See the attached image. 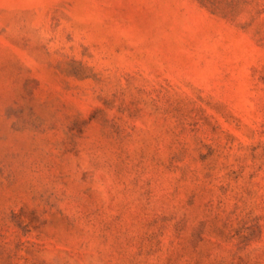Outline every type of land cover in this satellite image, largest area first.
Listing matches in <instances>:
<instances>
[{
	"label": "rangeland",
	"instance_id": "1",
	"mask_svg": "<svg viewBox=\"0 0 264 264\" xmlns=\"http://www.w3.org/2000/svg\"><path fill=\"white\" fill-rule=\"evenodd\" d=\"M0 264H264V0H0Z\"/></svg>",
	"mask_w": 264,
	"mask_h": 264
}]
</instances>
